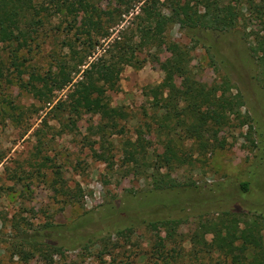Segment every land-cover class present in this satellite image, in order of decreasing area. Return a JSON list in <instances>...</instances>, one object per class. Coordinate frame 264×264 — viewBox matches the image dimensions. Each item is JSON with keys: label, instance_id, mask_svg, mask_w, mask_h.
<instances>
[{"label": "rangeland", "instance_id": "374dc122", "mask_svg": "<svg viewBox=\"0 0 264 264\" xmlns=\"http://www.w3.org/2000/svg\"><path fill=\"white\" fill-rule=\"evenodd\" d=\"M35 1L41 4L47 0ZM83 20L79 12L76 21L82 24ZM60 24L58 15L45 20L29 47L20 52V60L26 59L22 77L10 59L6 60V50L1 51L6 63L0 65V264H45L41 258L23 262L6 250L9 242L5 239L12 235L15 219L34 225L50 221L68 228L77 226L76 232L86 234L104 230L103 235H108L107 227L129 215L137 219L131 233L66 247L65 256L57 257L55 264H153L152 245L161 237L166 238L171 254L181 253L172 264H219L225 260L216 251L198 253L191 239L203 218L215 219L227 210L237 211L244 219L250 218L252 211L264 212V164L258 159V144L264 137V88L248 43L234 31L206 38L207 44L215 46V59L207 45L191 49L188 69L194 81L204 86L228 81L230 92L245 101L241 108L244 117H232L231 123L218 131L217 139L228 141L225 148L195 155L193 164L170 172L178 188L157 190L153 170L143 175L133 172L132 163L125 158V143L149 141L152 164L164 153L165 146L150 119L152 104L145 87L163 82L169 74L182 84L183 78L171 63V49L165 48L158 60L147 61L140 69L125 68L121 90L109 92V96L112 106L129 113L128 119L120 122L126 131L103 142L94 128L100 123L98 115L73 116L77 125L73 130L65 126L66 114L57 117L53 107L66 97L67 90L56 92L50 100L49 95L25 87L31 73L43 74L54 63L53 53L59 46L52 30ZM166 38L193 47L177 24L169 27ZM244 119L248 124L240 126ZM188 148L193 150L190 144ZM95 151H106L109 160L97 159ZM167 172L161 168L162 174ZM247 180L252 185L243 192L240 185ZM140 203H145L146 211L141 212ZM83 220L88 221L81 228ZM142 220L155 224L149 227ZM211 237L207 235L208 240Z\"/></svg>", "mask_w": 264, "mask_h": 264}, {"label": "trees", "instance_id": "16d2710c", "mask_svg": "<svg viewBox=\"0 0 264 264\" xmlns=\"http://www.w3.org/2000/svg\"><path fill=\"white\" fill-rule=\"evenodd\" d=\"M79 12L83 14L82 24L76 21ZM57 15L61 24L52 30L59 46V51L53 53L54 63L43 74L31 73L25 87L36 94L49 95L50 100L56 92L67 90L66 97L53 107L58 111L57 117L66 114L65 126L73 130L77 126L73 116L98 115L100 123L94 128L103 142L126 131L120 122L127 120L129 113L112 106L109 96V92L121 90L125 68L140 69L147 61L158 60L165 48L171 49V63L183 78L182 84L176 82L174 74H169L163 82L145 87L152 104L150 119L165 146L164 153L152 164L148 159L149 141L125 143V158L132 163L133 172L143 175L153 170L151 176L158 178L157 190L178 188L170 172L193 164L195 155H206L214 147L225 148L228 141L217 139L218 131L234 118L239 119L245 105L240 94L230 92L228 81L212 86L194 81L188 69L191 49L207 45L215 59V46L207 44L206 38L237 31L249 45L258 80L264 88V0H108L106 5L100 0H47L41 4L35 0H0V65L6 63L1 55L6 50V60L10 59L22 77L21 67L26 59L20 60V52L29 47L45 20ZM175 24L185 31L192 48L167 41L166 32ZM143 53L146 56L141 58ZM246 124L244 119L240 126ZM261 137L258 159L262 165L264 137ZM94 154L97 159L109 160L106 151ZM163 167L168 169L165 174L161 173ZM251 185L252 181L247 180L240 186L243 192H248ZM152 207L151 204L149 208ZM139 209L146 211L145 203H140ZM252 212L247 219L234 210H227L215 219L203 218L192 236L193 246L198 253L222 254L225 260L219 264H264V212ZM87 221H81L79 227ZM136 221L134 215L123 217L107 227L106 234L131 233ZM142 223L149 227L155 224L145 220ZM11 226L13 233L5 239L9 242L6 250L23 262L41 258L45 264H55L57 257L65 256L66 247L102 242L108 236L103 235L104 230L86 234L76 232L77 226L68 228L50 221L34 225L15 219ZM152 255L153 264H172L181 253L171 254L166 238L161 237L155 239Z\"/></svg>", "mask_w": 264, "mask_h": 264}]
</instances>
